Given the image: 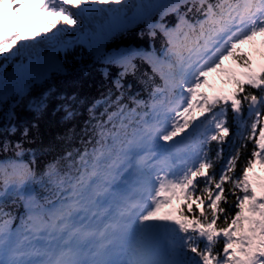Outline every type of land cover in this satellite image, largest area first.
<instances>
[{"label":"snow or ice","instance_id":"1","mask_svg":"<svg viewBox=\"0 0 264 264\" xmlns=\"http://www.w3.org/2000/svg\"><path fill=\"white\" fill-rule=\"evenodd\" d=\"M28 2L8 0V7ZM31 6L50 17V27L28 35L0 19V57L36 44L51 50L29 52L11 74L0 71V103L48 67L61 70L53 51L74 44L96 50L109 33L135 23L147 25L150 40L158 34L162 40L158 51L150 45L117 59L118 94L110 90L93 101L80 133L73 128L64 138L70 144L79 135L80 147L65 148L43 169L35 166L36 153L21 159L20 143L14 159L0 161V264H264V64L254 69L252 58L238 53L264 37V0H32ZM168 16L176 22L169 25ZM137 57L161 81L147 99L128 95L123 83ZM230 58L243 69L227 73L231 88L203 91ZM47 99V93L34 99L29 110L43 111ZM62 99L70 121L80 101ZM229 112L236 140H229ZM6 115L15 117L11 110ZM229 196L234 211L222 206ZM130 229L141 237L131 249L124 244ZM161 235L164 246L154 243Z\"/></svg>","mask_w":264,"mask_h":264},{"label":"trees","instance_id":"2","mask_svg":"<svg viewBox=\"0 0 264 264\" xmlns=\"http://www.w3.org/2000/svg\"><path fill=\"white\" fill-rule=\"evenodd\" d=\"M158 19L159 16L153 17L154 21ZM165 19L169 25L176 22L174 16H168ZM24 30L28 35L42 32L38 26ZM161 40L159 34L154 41L150 40L147 35V25L135 23L128 28L117 29L114 33H109L99 43L96 50L91 49L87 44H74L64 51L61 49L53 51V56L62 65L61 70L48 67L42 75L29 83L23 92L19 94L10 92L5 97L4 102L0 103V161L14 159L15 145L20 143L26 150L21 159L24 162H29L32 160V153H36L35 166L43 169L49 161L61 155L65 148L80 147L79 135H76L70 144L64 138L73 128L77 134L80 133L84 122L89 119L88 108L93 101L107 94L110 90L114 93L113 98L118 94L113 87V81L119 77L122 71L117 59L135 49H149L150 45H154L158 51L161 47ZM28 43L36 44L35 41ZM46 48L51 50L48 46L36 44L35 48L24 50L20 56L0 57V71L11 74L19 64L28 62L29 52L42 53ZM238 53L248 54L252 58L253 68L258 70L259 66L264 64V37L258 36L254 41L240 45ZM133 63L136 65L135 72H129L123 78L127 94L138 95V98L147 99L153 84L161 83L160 77L153 73L150 65L143 59L137 57ZM242 70L230 58L224 62L222 70L209 75L207 87L213 93L228 90L231 85L227 83V73ZM129 85H131L130 89L128 88ZM46 93L48 94L47 107L39 113L30 111L29 103ZM71 95H75L80 101L74 105L78 110V115L70 121H65L63 119L64 112L60 107L65 103L62 97ZM9 110L15 113V117L12 119L6 115ZM228 123L234 133L233 136L229 137V140H236V128L231 112H229ZM13 127L16 129L15 132L11 131ZM25 128L28 129L27 136L23 134ZM216 148L215 142L208 145L209 155L213 158ZM227 151L228 148L226 147ZM250 152L251 144L247 149L242 150L243 154L237 164L236 174H239ZM218 170L219 163L216 164L214 171L218 172ZM256 171L261 172L259 167ZM261 174L264 175V172ZM230 187V184L225 185L226 189ZM234 200V197L229 196V204L222 206L234 211L231 208ZM10 210L17 211L18 214L23 212L22 207L17 210L13 206ZM221 246L222 244H218L217 248L219 249Z\"/></svg>","mask_w":264,"mask_h":264},{"label":"rangeland","instance_id":"3","mask_svg":"<svg viewBox=\"0 0 264 264\" xmlns=\"http://www.w3.org/2000/svg\"><path fill=\"white\" fill-rule=\"evenodd\" d=\"M32 0H29L22 8L18 10H12L8 7V0H0V19H3L9 26L15 27L14 20L18 27L23 24L29 26H38L42 32L49 28L50 25L47 20L50 18L46 13L40 12L35 7L31 6ZM75 11V9H73ZM57 28H68L67 25L58 24ZM55 31V29H53ZM62 40H74L75 37L72 35H64L61 37ZM49 47V46H48ZM64 50V49H62ZM203 91L209 92L210 89L206 86ZM161 143H163L161 141ZM154 243L162 246V241L156 237Z\"/></svg>","mask_w":264,"mask_h":264}]
</instances>
